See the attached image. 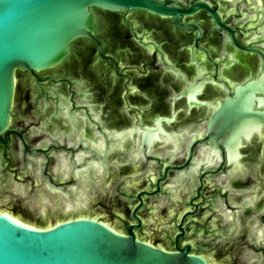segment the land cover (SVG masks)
I'll use <instances>...</instances> for the list:
<instances>
[{"label": "flooded vegetation", "instance_id": "obj_1", "mask_svg": "<svg viewBox=\"0 0 264 264\" xmlns=\"http://www.w3.org/2000/svg\"><path fill=\"white\" fill-rule=\"evenodd\" d=\"M157 1L210 11L94 10L96 42L16 73L0 213L139 225L137 238L209 264L221 248L264 264V0ZM154 225L162 238L143 237Z\"/></svg>", "mask_w": 264, "mask_h": 264}, {"label": "water", "instance_id": "obj_2", "mask_svg": "<svg viewBox=\"0 0 264 264\" xmlns=\"http://www.w3.org/2000/svg\"><path fill=\"white\" fill-rule=\"evenodd\" d=\"M199 9L210 11L203 3L183 10L157 0H0V137L11 120L16 73L46 71L64 62L78 41L96 42L94 10H140L176 18L179 13ZM169 212L173 215V210ZM162 217L161 213L159 218ZM107 218L114 220L109 214ZM134 220L139 222L135 216ZM138 228L139 225L129 228L127 235L88 218L36 227L9 213H0V264H209L192 253L189 245L168 250L162 247L166 246L162 241H155L160 246L137 238L133 230ZM153 229L152 235L143 237L162 238L158 232L161 228L154 225ZM238 238L230 243L231 247L241 243ZM222 252L220 259L211 251L204 254L212 264L237 261L225 248H221Z\"/></svg>", "mask_w": 264, "mask_h": 264}]
</instances>
